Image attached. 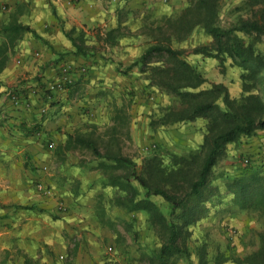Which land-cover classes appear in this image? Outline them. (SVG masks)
Wrapping results in <instances>:
<instances>
[{
    "label": "rangeland",
    "instance_id": "rangeland-1",
    "mask_svg": "<svg viewBox=\"0 0 264 264\" xmlns=\"http://www.w3.org/2000/svg\"><path fill=\"white\" fill-rule=\"evenodd\" d=\"M186 4L187 0H147V4L136 13L122 10L120 16L125 20L136 19L137 15L138 18L134 26H120L118 32H137L140 36L136 43L145 49L155 42V36L159 37L158 25H161V30L168 29L162 17L177 13ZM254 15L247 0H219L216 23L228 28L238 19H249ZM236 33L253 45V58L241 62L227 54L221 58L189 52L192 47L211 43V35L200 26H195L185 37L173 38L170 45L184 49L183 57L201 73L204 82L199 87L221 83L229 97L257 93L264 99V35ZM156 57L154 55L151 61ZM119 63V66L112 64V68L121 77L120 81L107 80L97 89L86 86L84 91L76 93L77 98L85 96L87 101L83 106L86 119L80 121L76 129L84 133V139H90L102 155L120 149L136 171L147 157L159 158L163 165L171 166L174 155L186 156L196 171L209 146L205 136L212 135L217 129L208 131L209 119L204 116L161 121V116L176 98L149 82L145 77L147 71H141L138 65L130 70L126 67L128 64L123 66L122 62ZM108 73L112 74L113 70L105 74L111 79ZM91 89H96L99 95L95 99L97 102L92 104L88 103L94 99L95 91ZM217 102L220 108H224L221 99ZM55 143L46 141L47 150H51L47 153H52L54 158L37 159L33 163L31 178L34 192L49 201L51 219L56 216L59 224H63L57 237L51 233L54 244L51 245L52 256L56 251L55 242H63L64 252L62 256H56L62 264H74V256L79 251L90 256L94 264H98L96 261L99 264H160L155 254L164 237L153 228L146 211L129 210L122 200L126 192L135 191V197L139 199L144 196V188L129 174L130 166L122 163L113 169L101 167L99 163L108 160L95 154L86 143L82 142L74 150H61L55 147ZM244 158L248 159L246 163H243ZM57 164L72 170L69 171V179L62 178ZM253 170L264 174V127L225 144L212 167L211 184L224 192L226 183L233 177ZM110 176L116 183L106 182ZM37 183L44 185L50 193L38 190ZM119 196L121 203L117 204ZM227 197L223 196L224 199ZM149 199L167 215L170 204L162 196L151 194ZM59 201L62 209L57 208ZM261 229L262 224L255 211L240 210L235 204L225 208L217 204L211 214L188 224L183 232L187 253L169 256L166 264H198L199 247L204 248L206 264H237L238 257L257 248ZM108 246L111 249H107Z\"/></svg>",
    "mask_w": 264,
    "mask_h": 264
},
{
    "label": "crops",
    "instance_id": "crops-1",
    "mask_svg": "<svg viewBox=\"0 0 264 264\" xmlns=\"http://www.w3.org/2000/svg\"><path fill=\"white\" fill-rule=\"evenodd\" d=\"M0 1L6 3V8L0 10V43L3 26L9 23L17 21L34 31L22 32L13 49H8L7 62L0 70V264H62L56 256H62L63 242H55L52 256L51 236L57 237L63 224L56 216L51 219L49 201L34 192L33 163L48 156L54 158L47 153L51 150H47L46 141L53 140L59 147L67 133L77 130L80 121L86 119V98H77L76 93L86 86L97 89L107 80L120 81L112 64L129 65L143 52L144 47L136 43L140 36L137 32L115 31L112 41L106 37L113 28L134 26L138 15L125 20L120 12L136 13L147 0ZM77 44L85 55L74 53ZM66 61L73 65V81L67 89L49 96L29 94L31 87L52 79L59 64ZM83 65L85 73L79 70ZM112 70L108 79L105 74ZM8 88H17L29 105L13 103L6 94ZM96 89H91L95 92L90 104L97 102ZM57 171L67 180L72 170L57 164ZM73 263L94 264L81 251Z\"/></svg>",
    "mask_w": 264,
    "mask_h": 264
},
{
    "label": "trees",
    "instance_id": "trees-1",
    "mask_svg": "<svg viewBox=\"0 0 264 264\" xmlns=\"http://www.w3.org/2000/svg\"><path fill=\"white\" fill-rule=\"evenodd\" d=\"M218 1L187 0V4L177 13L163 16V24L168 29L161 30V25H158L159 37L155 36V42L148 45L127 66L130 68L138 65L141 71H147L145 77L149 82L176 98L161 116V121H178L204 116L209 119L208 131L217 129L212 135L205 136L209 146L196 171L193 170L192 163H189L186 156L176 155L172 157L174 163L171 166L163 165L159 158L147 157L136 171L133 163L120 152V149L102 155L90 139H84V133L78 129L67 134L64 144L59 146L61 150H74L84 142L95 154L108 160H102L99 163L101 167L113 169L122 163L130 166L129 174L144 188V196L139 199L135 197V191L129 194L126 192L122 200L129 210L146 211L153 228L164 237L155 254V259L160 264H166L167 258L171 255L187 253L186 235L183 233L186 227L197 219L211 214L212 208L217 204L223 208L235 204L240 210L250 209L257 213L262 224L258 246L238 257L236 262L264 264V174L253 170L233 177L226 183L224 192L211 184L212 167L225 144L236 140L240 135H250L257 128L264 127V99L257 93H247L239 98L229 97L226 87L221 83L199 87L204 82L201 73L183 57L184 49L170 45L173 38L185 37L195 26H200L211 35V43L192 47L189 52H200L221 58L223 54H227L241 62L253 58V45L246 43L236 31L264 35V0H247V4L255 12L254 17L238 19L236 24L228 28L216 23ZM24 30L31 29L17 21L3 26L0 70L7 62L8 49H13ZM115 31H118V28L107 32V40H113ZM148 32L150 34L151 29ZM34 35L39 38L35 33ZM77 46L74 53L85 55L83 48L79 44ZM154 55L157 56L156 60L151 61ZM218 99L222 100L224 108L219 107ZM106 182L111 184L116 183V180L110 176ZM114 185L118 186V184ZM151 194L162 196L170 204L167 215L161 213L149 199ZM224 195L228 197L224 199ZM118 198L117 204L121 203L120 196ZM198 264H206L203 247L198 249Z\"/></svg>",
    "mask_w": 264,
    "mask_h": 264
},
{
    "label": "built area",
    "instance_id": "built-area-1",
    "mask_svg": "<svg viewBox=\"0 0 264 264\" xmlns=\"http://www.w3.org/2000/svg\"><path fill=\"white\" fill-rule=\"evenodd\" d=\"M71 1V0H68ZM6 8V3L3 1H0V10H4ZM72 70L73 65L70 62H62L59 64V66L56 69V72L54 74V77L52 79H47L45 81H42L41 85L37 84L36 88L29 89V94L36 93V94H45L47 96L50 95V93H54L56 91H62L67 89L69 85L73 81L72 77ZM79 70L81 72L85 71L84 66H80ZM6 94L9 97V99L15 103V104H22L25 106L29 105V102L26 98H23L21 92L17 88H8L6 89ZM44 108H41V111H43ZM52 145V143H49ZM248 161L247 158L243 159V163H246ZM36 188L43 192L44 194H49L50 190L47 189L44 185L41 183L36 184ZM58 209H62V202L59 201L57 205ZM107 249H111L110 246L107 247Z\"/></svg>",
    "mask_w": 264,
    "mask_h": 264
}]
</instances>
